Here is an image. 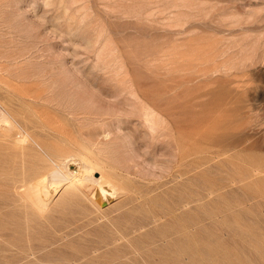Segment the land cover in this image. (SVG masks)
Wrapping results in <instances>:
<instances>
[{
  "label": "rangeland",
  "instance_id": "374dc122",
  "mask_svg": "<svg viewBox=\"0 0 264 264\" xmlns=\"http://www.w3.org/2000/svg\"><path fill=\"white\" fill-rule=\"evenodd\" d=\"M70 159L115 195L35 198ZM0 228V264H264V0H0Z\"/></svg>",
  "mask_w": 264,
  "mask_h": 264
},
{
  "label": "bare ground",
  "instance_id": "6f19581e",
  "mask_svg": "<svg viewBox=\"0 0 264 264\" xmlns=\"http://www.w3.org/2000/svg\"><path fill=\"white\" fill-rule=\"evenodd\" d=\"M3 119V118H2ZM173 145V143H172ZM179 145V144H178ZM204 148L199 150V153H204ZM184 156V157H183ZM181 158H189L190 152L185 153ZM187 161V160H186ZM191 162V161H190ZM189 163V162H188ZM187 163V165H188ZM190 164V163H189ZM202 164V163H201ZM62 165H65V169L67 170L65 173V178H61L57 175L56 171H53L50 175L43 176L40 180L35 182V185L31 188L33 191V195L39 201H45L52 194L57 191V188L60 187V184L66 183L64 181L69 182V184H73L74 187L80 189L85 183L91 182L94 184L95 190L92 195L96 194L98 199L103 201H108L113 195H115L116 191L119 188H116L115 184L109 180L103 173L98 172V176H93L95 170L89 164H80L79 162L74 163L73 159L66 160ZM186 165V166H187ZM175 166V165H174ZM190 166V165H189ZM187 166V167H189ZM57 167V166H56ZM63 167V166H62ZM63 169V168H62ZM191 169V168H190ZM188 169V170H190ZM185 170V169H184ZM97 172V171H96ZM122 172V171H121ZM187 173V172H186ZM58 174H60L58 172ZM189 174V173H187ZM185 175V174H184ZM186 178V177H185ZM188 179V178H187ZM186 180V179H185ZM191 180V179H189ZM186 182V181H185ZM68 184V183H67ZM188 184V183H187ZM52 185H56L52 188ZM185 185V184H184ZM63 186V185H62ZM85 186V185H84ZM93 186V187H94ZM59 189V188H58ZM82 189V188H81ZM51 198V197H50ZM46 202V201H45ZM40 204V203H39ZM1 229V228H0ZM3 230V228H2ZM5 230V229H4ZM6 231V230H5ZM7 232V231H6ZM3 234V233H2ZM0 234V235H2ZM13 236V235H12ZM5 237V236H4ZM2 237V238H4ZM1 238V239H2ZM7 238V237H6ZM13 238V237H12ZM10 239V238H9ZM53 239V238H52ZM4 241V240H3ZM8 241V240H7ZM10 241V240H9ZM8 241V242H9ZM33 244V243H32ZM47 245V243H46ZM15 246V245H14ZM28 246V245H27ZM41 246V245H40ZM19 247V246H18ZM17 247V248H18ZM32 247V245H31ZM39 247V246H37ZM36 248V247H35ZM29 249V247H28ZM16 251V250H15ZM6 253V252H5ZM4 255V254H3ZM4 257V256H3ZM31 257V256H30ZM11 262V261H10ZM5 264V263H4ZM51 264V263H50ZM55 264V263H54Z\"/></svg>",
  "mask_w": 264,
  "mask_h": 264
}]
</instances>
